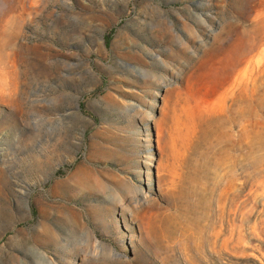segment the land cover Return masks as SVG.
<instances>
[{
	"label": "rangeland",
	"instance_id": "1",
	"mask_svg": "<svg viewBox=\"0 0 264 264\" xmlns=\"http://www.w3.org/2000/svg\"><path fill=\"white\" fill-rule=\"evenodd\" d=\"M0 264H264V0H0Z\"/></svg>",
	"mask_w": 264,
	"mask_h": 264
},
{
	"label": "trees",
	"instance_id": "2",
	"mask_svg": "<svg viewBox=\"0 0 264 264\" xmlns=\"http://www.w3.org/2000/svg\"><path fill=\"white\" fill-rule=\"evenodd\" d=\"M105 39H106V41H108V39H109V38H108V37H106Z\"/></svg>",
	"mask_w": 264,
	"mask_h": 264
}]
</instances>
